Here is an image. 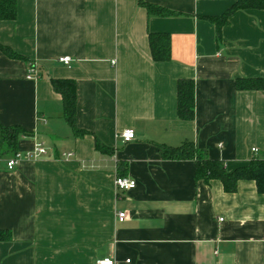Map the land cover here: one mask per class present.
<instances>
[{
  "label": "crops",
  "instance_id": "1",
  "mask_svg": "<svg viewBox=\"0 0 264 264\" xmlns=\"http://www.w3.org/2000/svg\"><path fill=\"white\" fill-rule=\"evenodd\" d=\"M141 2L181 15H149ZM15 5V18L0 20V43L26 60L0 52V124L29 134L17 151L43 142L48 153L12 169L13 152L0 156V230L11 236L0 241V264H264V193L255 183L226 192L219 180H197L192 159L159 151L190 141L227 171L264 155V90L235 87L264 77V9L232 13L217 41L204 17L221 15L228 0ZM150 32L170 35L169 60H152ZM50 78L75 82L76 125L90 134L74 136ZM181 79L194 82L192 120L177 116ZM124 129L135 139L122 143ZM117 176L136 186L119 192Z\"/></svg>",
  "mask_w": 264,
  "mask_h": 264
},
{
  "label": "trees",
  "instance_id": "2",
  "mask_svg": "<svg viewBox=\"0 0 264 264\" xmlns=\"http://www.w3.org/2000/svg\"><path fill=\"white\" fill-rule=\"evenodd\" d=\"M229 7L219 16H206L215 26L217 41L221 38L222 27L228 23L229 16L238 10L264 9V0H228ZM149 15L159 17L178 16L159 5L141 2ZM16 16L15 0H0V20H13ZM149 47L154 62L167 61L170 58V35L168 33H149ZM0 52L11 59L26 60V58L9 46L0 43ZM53 90L61 95L62 116L71 127L75 137H83L90 132L80 129L76 125V85L71 79L50 78ZM235 87L239 90H264V77L239 78L235 80ZM176 111L178 118L192 120L194 117V82L191 79L178 80L176 85ZM20 127H3L0 124V156L12 151L15 153L16 143L22 136H28ZM97 149L109 151L108 147L96 140ZM160 154L165 159L184 160L192 159L195 162V178L209 182L219 180L226 192H234L239 180H251L255 183L256 191L264 193V155L252 158L246 165L239 166L232 171L223 167V162L210 159L206 153L197 149L192 142L172 147L161 145ZM11 238L8 230H0V241Z\"/></svg>",
  "mask_w": 264,
  "mask_h": 264
},
{
  "label": "built area",
  "instance_id": "3",
  "mask_svg": "<svg viewBox=\"0 0 264 264\" xmlns=\"http://www.w3.org/2000/svg\"><path fill=\"white\" fill-rule=\"evenodd\" d=\"M58 60L65 65H68L71 62V58L69 56L59 57ZM29 73H34V68L32 66L29 67ZM118 137L121 139L122 143H128L135 139V132L133 129H124L118 134ZM252 151L256 153L257 149L253 148ZM47 153H48V148L45 146V144L43 142H38L31 150L16 151L15 153H13V155L7 159L6 166L8 169H12L21 160L24 159L38 160L41 157L47 155ZM71 155H72L71 153L66 154V156L68 157ZM114 185L119 192H125L130 189H133L136 186V182L134 179L129 177L117 176L114 180ZM117 217L119 221H123V219L125 218V213L119 212ZM219 220L222 221V218H220ZM94 264H116V262L111 257H104L96 260Z\"/></svg>",
  "mask_w": 264,
  "mask_h": 264
}]
</instances>
